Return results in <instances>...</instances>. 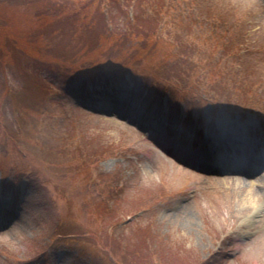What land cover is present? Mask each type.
Returning a JSON list of instances; mask_svg holds the SVG:
<instances>
[{
	"label": "rangeland",
	"instance_id": "374dc122",
	"mask_svg": "<svg viewBox=\"0 0 264 264\" xmlns=\"http://www.w3.org/2000/svg\"><path fill=\"white\" fill-rule=\"evenodd\" d=\"M126 1L0 0V210L10 217L24 171L33 181L22 215L0 231V264H56L63 256L61 264H264V224L239 252L241 223L264 203V180L203 179L150 153L153 145L127 118L83 106L90 95L82 82L60 81L81 65L54 52L86 45L89 64L129 66L114 78L125 88L129 72L139 94L149 91L142 127L163 111L164 95L174 119L185 117L179 101L188 113L212 108L264 118V0ZM137 28L154 41L122 38ZM166 40L187 46L186 58L168 63ZM135 49L148 51L141 59ZM188 70L201 92L181 89L198 84ZM212 81L216 93L206 90ZM194 185L191 202L176 210Z\"/></svg>",
	"mask_w": 264,
	"mask_h": 264
},
{
	"label": "trees",
	"instance_id": "16d2710c",
	"mask_svg": "<svg viewBox=\"0 0 264 264\" xmlns=\"http://www.w3.org/2000/svg\"><path fill=\"white\" fill-rule=\"evenodd\" d=\"M65 26H66V28L60 29V31H63L64 33H66L68 31V29H69V25H65ZM155 32H156V30H155ZM76 33H79V32H75L73 34L74 38H75ZM156 34H157V32H156ZM133 35H136L137 39H143L144 38L149 43H151V41H154V37L150 34V32H146L144 30V28H137L134 31L132 30V32L131 31L128 32V30H126L125 36L122 37V38L129 39ZM69 36L72 37V34H69ZM118 39H119V36L116 33L114 35V40L117 41ZM167 43H168V41H167ZM168 45H169V48L171 49L169 58L175 59L174 57H176V56L173 54V52H175V48L177 47V44L169 42ZM92 46L93 45H90V48H92ZM84 48H85V50H84ZM84 48H81V46H78V48L76 50V53H77V51H82L81 55L78 54V53L76 54V53H72V52H67V53H64L65 54L64 57H62V53L57 54V56L61 57V58H65V61L64 60L63 61L67 65H72V66L73 65H81V68L79 67V71H78V74L80 76H85V75H88V74L93 75V71L101 69L103 67V64H98L96 62L95 63L91 62L89 64L88 60H90V56H89V53L87 52L88 51L87 50V46L85 45ZM142 48L145 49L144 46H142ZM149 49H150V47L148 48V50ZM148 50L138 52V50L135 49L134 52L137 53L140 56L141 59H143V55H146ZM71 51H72V49H71ZM125 51H130V46H127ZM91 52H93V50ZM176 55H178V54H176ZM181 57H183V56H181ZM85 61H87L88 65L85 64V66H84L83 64L85 63ZM20 158L23 161L22 155H20ZM147 254H149V253H147ZM142 256H144V254ZM145 261H147V260H145Z\"/></svg>",
	"mask_w": 264,
	"mask_h": 264
},
{
	"label": "bare ground",
	"instance_id": "6f19581e",
	"mask_svg": "<svg viewBox=\"0 0 264 264\" xmlns=\"http://www.w3.org/2000/svg\"><path fill=\"white\" fill-rule=\"evenodd\" d=\"M253 208L255 209V214H257L258 212H259V208H260V206H257V205H253ZM254 215L253 216H249L246 220H245V222H248L249 223V221H251V219L252 220H254Z\"/></svg>",
	"mask_w": 264,
	"mask_h": 264
}]
</instances>
